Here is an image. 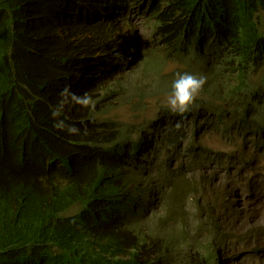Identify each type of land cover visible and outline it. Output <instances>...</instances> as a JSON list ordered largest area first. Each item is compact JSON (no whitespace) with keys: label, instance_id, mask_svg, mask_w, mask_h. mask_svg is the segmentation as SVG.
<instances>
[{"label":"trees","instance_id":"obj_1","mask_svg":"<svg viewBox=\"0 0 264 264\" xmlns=\"http://www.w3.org/2000/svg\"><path fill=\"white\" fill-rule=\"evenodd\" d=\"M81 1L0 0V264H232L223 245L243 239L189 201L221 175L261 187L264 0H91L93 17ZM132 4L152 22V52L134 60L133 27L119 54L103 32L130 29ZM170 58L208 73L190 111L103 117L111 95H132L136 59L159 79ZM94 59L103 69L85 71ZM215 134L229 149L210 148Z\"/></svg>","mask_w":264,"mask_h":264},{"label":"clouds","instance_id":"obj_2","mask_svg":"<svg viewBox=\"0 0 264 264\" xmlns=\"http://www.w3.org/2000/svg\"><path fill=\"white\" fill-rule=\"evenodd\" d=\"M91 3H92L91 0H82L79 3V7L83 8L84 15L88 14L90 17H93V14L95 10L97 9V7L96 8L90 7ZM131 8H132L131 10H128L126 12V13L129 12L132 15V19H128V22L131 25L130 29L120 28L118 24H110V25L107 24L104 26L103 32L106 34V38L110 40L109 47L112 50H117V53L119 54L121 46L126 44L129 38L127 37V35L131 34L132 27H133V30L134 29L136 30L135 46H137L136 53L134 56H132V60H134L142 52V49H141L142 44L146 45L147 43H149V45L151 46L152 27L150 25L152 24V22L148 21L147 24L144 23L147 17L139 15L138 14L139 12L137 11V9L135 8L133 4ZM142 26L147 28V34H145L144 31L141 32ZM150 48L149 50L151 53L152 51ZM111 55L112 57L116 56L115 53ZM138 62L139 60L136 59V65H134L135 68L133 69L134 71L133 74L130 70L131 83L134 80L132 75H134L135 73L140 74V70H138V66L140 65H138L139 64ZM93 63L94 64L90 63L89 66L87 64L85 71H93L95 68H98V69L102 68L99 66L100 60L94 59ZM169 63H172L174 65V69H173L174 79L170 81L168 78L167 80L163 81L165 83L166 88L157 90L154 87V85L150 87L149 85L145 83H142L140 85H134L132 87L135 88L134 91L136 92V96L140 100L145 99L147 96L153 94V92L172 91L171 94L167 98V105L169 107L168 109H170V111H172L173 113L182 115L185 112L190 111L191 108L194 106V104L199 102V98L203 94L202 88L204 84L206 83V77L202 75H208V73L201 72L199 70L191 68L190 66L186 70L183 68L184 66L180 68H176L175 67L176 63L173 62L172 58H170ZM168 64L162 65V68L164 66L168 67ZM134 66L131 65L127 67V69H130ZM89 75H90L89 72H85L83 73V77L81 78V80H83L86 84H88V82L87 80L84 79V77L85 76L88 77ZM119 76H123L121 72L119 73ZM141 76L143 78H147L151 76V74L147 72V74L141 75ZM93 86H96V85H93ZM132 87L129 85L127 86V88L131 91H132ZM80 89H82L81 81H80ZM111 97L112 95L110 96V98ZM206 97L207 95L205 94V98ZM125 98L132 99V95L131 96L126 95ZM73 99H75L78 103L83 104L84 106H88V104L91 103L90 97H88L87 95H85L84 97L73 96ZM110 100H109V103L111 105V108H110V113H111L112 110H114L115 108V104L114 102L112 103ZM211 101H213V98H211ZM118 102L119 104H124V102H120L119 100ZM143 102L144 101H138V104L136 106L141 108ZM164 109L165 107L162 108L161 112ZM136 110L139 111L140 109L139 110L136 109ZM161 112L157 114V116H160ZM110 113L103 117L115 119V120H121V121L123 120L126 122L142 121L143 119H145V117L141 118L139 116L132 117V120H131V116H129L127 119H119L117 117L111 116ZM151 117H149L148 119H150ZM229 144L230 142L223 141L222 145L216 146V147H210V148L215 149V150L229 149L228 148ZM183 154H184V150H182L179 153V156H181V158L175 164V168L177 167L179 177H181L182 172L184 170L183 165L179 164L182 160H184ZM263 164L264 162L262 163V165ZM257 169L259 172L260 168L258 166H257ZM210 171L211 170L209 171L200 170L195 173L189 172L188 177L192 180V182H190L191 186H190L189 191L197 189L202 179L204 178V176L207 175L209 177ZM185 180L186 178H183L181 180L182 181L181 189L179 188V186L176 187V192H177L176 196H178L182 191H187L188 181H185ZM235 183H236L235 186H232L231 182L225 180L223 175L219 176L218 178H212L210 180V183L206 186L208 190L207 197L202 200L199 195H196L198 196V198L196 199L195 198L196 196H194L193 199L189 201V204L193 205L195 202L202 201V203L204 202V204L199 207L205 210L206 212L210 211V213L214 214V216H216L220 220L221 225L223 222L222 219L227 220V222L230 225L231 231H233L234 234L237 235L240 240L243 239L241 244L242 245L247 244L248 247L251 245L252 247L251 249H249L250 251L248 250V252L250 254H253L254 257H256L257 255H261L262 253V252H257V253L255 252L257 251L256 250L257 246H264V242L263 243L259 242L261 236L262 238H264V178H261L260 180L261 187L257 188L256 190H252V187L250 186L249 182L247 180H241L240 177L238 178L236 177ZM218 184L220 185L221 188L218 189V191L214 189V191L210 193L209 189ZM213 195L216 196L214 200H212L211 202L205 201L208 197L213 196ZM193 212L195 213L194 210ZM194 213H190V216H192ZM196 218L200 222L202 221L201 216L196 215ZM237 221H242L241 230H239V228L236 225ZM193 227L197 229L196 225ZM224 229L229 231L227 228H224Z\"/></svg>","mask_w":264,"mask_h":264},{"label":"rangeland","instance_id":"obj_3","mask_svg":"<svg viewBox=\"0 0 264 264\" xmlns=\"http://www.w3.org/2000/svg\"><path fill=\"white\" fill-rule=\"evenodd\" d=\"M143 31L145 34H147V28L142 26L141 32H143ZM150 47L151 46L149 45V43H147L146 45L142 44L141 54L142 53H144V54L150 53V50H149ZM142 63H143V60L140 62V64H142ZM144 66L145 65L139 66L141 75L147 74V72L149 70L147 67H144ZM173 69H174V65L172 63H169L168 67L164 66L162 68L161 76L159 79L156 78L157 77L156 75H151L147 78H143L140 74L135 73L134 75H132L134 78V80L132 82V86L145 83V84L149 85L150 87H152L154 85V87L157 90L166 88L165 83L163 81L167 80L168 78L170 81H172L174 79ZM131 72H132V69H131ZM134 89L135 88L132 87V99L131 98H125L127 95L126 92H119L118 94L112 95L110 101L112 103L114 102L115 108L110 113L111 116L117 117L119 119H127L129 116H131V120H132V117H136V116H139L141 118L145 117L146 119H148L149 117H151L153 115L159 114L161 112L162 108H164V107H165V109L169 108L167 105V98L171 94L172 91L153 92V94L147 96L145 99L140 100L136 96V92L134 91ZM118 100L120 102H124V104H119ZM138 101H144L142 104V107L140 108L139 111H137L135 108L136 105L138 104ZM205 141L210 147H216V146H220L223 144V142H221V139L217 134L206 136ZM220 188L221 187L218 184V185L210 188L209 192L212 193L214 191V189H216L218 191V189H220ZM195 198L197 199L198 196H196ZM215 198H216V196L213 195V196L208 197L205 201L211 202ZM196 199H194V200H196ZM220 219H222V218H220ZM222 220H223V222H222L223 229L227 228L228 230H231L230 225L227 222V220H225V219H222ZM190 221H191V224L193 226H195L197 224L198 219L196 218L195 214L190 216ZM236 225L239 228V230H241L242 221H237ZM192 231H193V229H192ZM259 242H261V243L264 242V238H262V236H261ZM223 246H224L225 253L229 257L233 258L232 264H264V252H262L261 255H257L256 257H254L253 254H250L248 252V250L251 249V247H252L251 245L248 247L247 244H244V245L240 244L241 248H232V247H227L226 245H223ZM223 262L225 264V259L223 260Z\"/></svg>","mask_w":264,"mask_h":264}]
</instances>
